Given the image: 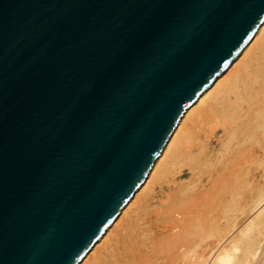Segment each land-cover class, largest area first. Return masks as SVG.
I'll list each match as a JSON object with an SVG mask.
<instances>
[{
    "label": "water",
    "instance_id": "95a60500",
    "mask_svg": "<svg viewBox=\"0 0 264 264\" xmlns=\"http://www.w3.org/2000/svg\"><path fill=\"white\" fill-rule=\"evenodd\" d=\"M264 0H0V264H79Z\"/></svg>",
    "mask_w": 264,
    "mask_h": 264
},
{
    "label": "bare ground",
    "instance_id": "6f19581e",
    "mask_svg": "<svg viewBox=\"0 0 264 264\" xmlns=\"http://www.w3.org/2000/svg\"><path fill=\"white\" fill-rule=\"evenodd\" d=\"M79 264H264V23Z\"/></svg>",
    "mask_w": 264,
    "mask_h": 264
}]
</instances>
